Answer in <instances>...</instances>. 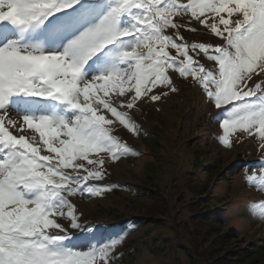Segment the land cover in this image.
Returning a JSON list of instances; mask_svg holds the SVG:
<instances>
[{
	"label": "snow or ice",
	"instance_id": "1",
	"mask_svg": "<svg viewBox=\"0 0 264 264\" xmlns=\"http://www.w3.org/2000/svg\"><path fill=\"white\" fill-rule=\"evenodd\" d=\"M192 21L220 42H185ZM169 71L218 110L217 143L244 133L264 148V0H0V264H117L124 230L81 222L70 197L116 187L98 183L105 160L94 157L138 155L112 126L138 135L119 109L176 91ZM25 126L39 142L13 134ZM258 166L245 182L264 191V157ZM250 207L264 218V204Z\"/></svg>",
	"mask_w": 264,
	"mask_h": 264
},
{
	"label": "rangeland",
	"instance_id": "2",
	"mask_svg": "<svg viewBox=\"0 0 264 264\" xmlns=\"http://www.w3.org/2000/svg\"><path fill=\"white\" fill-rule=\"evenodd\" d=\"M182 19L187 25V16L174 18L176 23ZM190 26L197 31L180 29L185 42H220L195 21ZM201 63L208 64L203 58ZM169 76L176 91L158 86V101L142 97L133 109H119L128 113L139 134L118 124L112 134L138 155L116 162L106 153L94 157L105 160L98 183L116 187L100 197H70L81 222L100 225L104 235L124 230V240L114 250L122 254L117 264H264V218L250 207L264 204V191L245 182L253 172L260 173L264 148L244 133L233 136L230 149L217 143L221 129L213 117L218 110L191 78L172 71ZM110 98L118 103L116 95ZM102 114L110 118L106 111ZM13 134L39 142L27 126ZM40 148L41 155L49 154Z\"/></svg>",
	"mask_w": 264,
	"mask_h": 264
}]
</instances>
